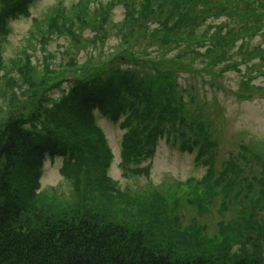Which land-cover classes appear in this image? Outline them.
<instances>
[{
    "label": "trees",
    "instance_id": "trees-1",
    "mask_svg": "<svg viewBox=\"0 0 264 264\" xmlns=\"http://www.w3.org/2000/svg\"><path fill=\"white\" fill-rule=\"evenodd\" d=\"M219 1L236 13L227 10L231 0ZM19 2L24 0H0V28L20 9ZM208 2L140 0L135 8L126 1L124 23L147 44L152 39L156 44L176 42L181 36L183 42H194L187 37L188 27H194L197 6L208 7ZM111 5L98 11L104 21ZM245 6L251 8L250 2ZM261 7L264 13V4L256 9ZM121 38L130 50L113 58L87 61L71 70L64 64L58 76L47 68L38 84L27 77L29 100L21 107L13 103L10 113L0 118V264H264V227L249 223L245 212L231 226L220 224L217 237L206 238L192 229L186 234L177 225L174 207L166 211L146 195H136L139 203L117 191L108 178L113 154L97 111L111 120L123 119L124 174L152 158L159 140L178 123L191 132L188 147L206 140L205 123L188 120L173 107L179 96L174 66L159 56L147 59L145 52L133 60V39L124 30ZM138 65L149 69L145 73ZM67 73L74 76L62 75ZM49 75L52 81L44 79ZM63 82L67 89L55 95ZM47 154L67 156L62 169L73 182L74 200L59 203L57 196L48 200L36 195ZM227 166L229 171L236 167ZM212 176L209 172L206 184Z\"/></svg>",
    "mask_w": 264,
    "mask_h": 264
},
{
    "label": "rangeland",
    "instance_id": "rangeland-1",
    "mask_svg": "<svg viewBox=\"0 0 264 264\" xmlns=\"http://www.w3.org/2000/svg\"><path fill=\"white\" fill-rule=\"evenodd\" d=\"M126 1L130 7L140 6V0L19 2L20 9L0 28V118L10 113L13 103L21 107L29 100L31 85L27 77L38 84L47 68L58 76L55 74L63 71L61 65L71 70L87 61H102L130 50L122 42L124 30L133 39L137 52L133 60L145 52L147 59L159 56L174 66L179 96L173 107L186 114L188 120L204 122L206 140L201 146L188 147L191 132L178 123L174 131L166 132L159 140L152 158L144 159L124 174L123 119L111 120L97 111L98 124L114 155L107 176L117 191L131 195L139 203L136 195H146L169 212L174 207L177 225L186 234L192 229L206 238L217 237L220 224L233 225L243 212L249 223L263 228L264 13L262 7H256L264 0H231L227 10H235L234 14L226 11L219 0H209L208 7L200 3L193 13L197 15L194 27H188L187 36L196 40L183 42L181 36L166 44H156L153 39L147 44L139 35L134 37L138 32L129 31V25L124 23ZM247 1L251 8L245 6ZM111 2L104 21L98 11ZM138 67L143 69L142 65ZM51 78L49 75L44 79L52 81ZM65 88L63 82L56 87L55 95L59 96ZM66 158L59 154L44 156L36 195L43 194L41 198L48 200L57 196L59 203L76 198L73 182L62 169ZM229 163L236 165L234 170H228ZM209 172L213 176L206 184ZM228 182L232 183L231 188L227 187ZM41 198L38 202L46 206L48 202Z\"/></svg>",
    "mask_w": 264,
    "mask_h": 264
}]
</instances>
